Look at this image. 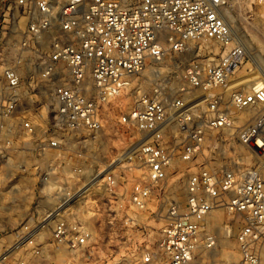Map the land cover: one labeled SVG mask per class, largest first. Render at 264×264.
I'll return each mask as SVG.
<instances>
[{"label": "built area", "instance_id": "built-area-1", "mask_svg": "<svg viewBox=\"0 0 264 264\" xmlns=\"http://www.w3.org/2000/svg\"><path fill=\"white\" fill-rule=\"evenodd\" d=\"M227 4L0 0V264H191L230 230L246 262L264 264V78L234 76L247 49ZM203 41L218 50L171 77L167 60ZM121 97L138 143L94 169L83 134L98 138ZM133 154L142 173L128 187ZM101 186L104 211L124 217V231L104 227L139 236L121 256L95 228Z\"/></svg>", "mask_w": 264, "mask_h": 264}, {"label": "rangeland", "instance_id": "rangeland-1", "mask_svg": "<svg viewBox=\"0 0 264 264\" xmlns=\"http://www.w3.org/2000/svg\"><path fill=\"white\" fill-rule=\"evenodd\" d=\"M226 15L234 26L236 34L245 42L247 49V56L239 63L236 68L235 75L240 77L243 82V86H247L258 77L264 78V0H228ZM22 26L25 25V21L21 22ZM207 46L212 47L215 51L218 50V44L213 41H203L194 46V49L189 54H184L176 58L167 60L165 70L169 72L171 77H174L177 81L182 82L184 79V72L189 67L191 61L195 58H205ZM3 57L6 63H12L17 53L12 52L7 44H4L2 50ZM257 63V64H256ZM27 74V73H26ZM247 84V85H246ZM30 104V100L27 101ZM131 104V100L127 97H121L118 101L112 105L105 107L104 117V129L98 138H94V134L84 133V139L86 144L84 145L82 152L85 158L86 165L92 166L94 169H102L109 161L113 159H120L121 154L129 148V151H134L138 143V134L135 130L126 128L123 124H120L118 118L121 113L125 112ZM76 147H73L69 152V157L72 158L76 153ZM133 167L134 170L127 172L129 179L125 183H128V187L131 186L141 176L142 171L139 169L141 163L138 158L133 154ZM71 167L76 164L75 160H71ZM76 166V165H75ZM181 180L178 182L176 189L179 190V184H182ZM29 198V195H19L15 197L16 201L24 203ZM97 202L98 210H96V216L93 221L96 224V230L98 235L103 239V244L106 249L111 251L113 249L115 254L121 256L127 253L132 247L135 241L139 240V236H133V241H128L127 237L117 238L113 235L110 229L105 228V222L109 220L115 221V227L120 228L122 221L124 220L123 213H118L114 218L110 217L104 211V206H109L108 196L105 190L101 186V196H99ZM85 198L84 203L92 210L93 204L91 201L87 202ZM6 205V203H5ZM8 206V205H7ZM6 214V213H4ZM142 222H153V218L150 214H143L139 217ZM157 226H160L158 220ZM122 230V229H121ZM124 231V230H122ZM258 249L264 255V244H259ZM191 264H249L246 262L239 246L234 239V230L226 233L221 237L218 246L212 250L199 252Z\"/></svg>", "mask_w": 264, "mask_h": 264}, {"label": "bare ground", "instance_id": "bare-ground-1", "mask_svg": "<svg viewBox=\"0 0 264 264\" xmlns=\"http://www.w3.org/2000/svg\"><path fill=\"white\" fill-rule=\"evenodd\" d=\"M257 64V63H256ZM264 74V73H263ZM251 83V82H250ZM250 83H248V84H250ZM247 85V84H246ZM102 176V174L101 175H99L98 177L100 178Z\"/></svg>", "mask_w": 264, "mask_h": 264}]
</instances>
